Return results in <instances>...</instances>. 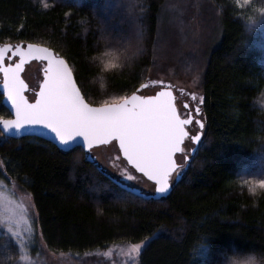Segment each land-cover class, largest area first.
<instances>
[{
  "label": "trees",
  "instance_id": "obj_1",
  "mask_svg": "<svg viewBox=\"0 0 264 264\" xmlns=\"http://www.w3.org/2000/svg\"><path fill=\"white\" fill-rule=\"evenodd\" d=\"M206 1L221 35L200 57L175 45L173 21L183 20L178 15L191 0H0V45L52 48L87 81L91 103L129 95L168 57L179 78L200 76L202 144L164 197L122 189L81 148L63 151L38 137L0 133V179L29 193L49 250L83 253L148 239L138 264H240L249 257L264 264V189L249 192L238 175L264 164V40L248 35L233 0ZM104 51L118 57L106 72ZM9 116L0 93V118ZM205 237L209 251L200 256ZM18 255L0 234V264H22Z\"/></svg>",
  "mask_w": 264,
  "mask_h": 264
},
{
  "label": "snow or ice",
  "instance_id": "obj_2",
  "mask_svg": "<svg viewBox=\"0 0 264 264\" xmlns=\"http://www.w3.org/2000/svg\"><path fill=\"white\" fill-rule=\"evenodd\" d=\"M262 23L264 9H261L260 16L246 21L248 35L255 34ZM99 59L101 71L117 67L118 57L111 51L101 52ZM30 62H39L37 78L40 82L38 91L33 89L34 102H30V97L26 95L29 85L22 77ZM0 73L2 95L10 103L14 115L11 119H0V133L16 137L21 134H46L52 137L50 142H55L61 150L81 148L93 161L96 159L92 156L93 149L108 146L118 154V158L122 156L131 169L153 182V195L170 191L183 175V167L190 163V157L199 151L202 144V131L192 134L188 128L194 119L191 111L177 108L172 86L164 85L163 81H150L151 85H162L152 95L139 94L140 89L148 87L142 83L130 95L108 96L91 103L88 95L90 88L86 80L79 78L78 70L65 57L34 43H28L26 47L20 43L0 46ZM191 95L195 100L196 94ZM203 99L201 96V103ZM189 108V104L185 103L184 109ZM200 111L197 106V116ZM195 124L201 130L205 127L198 118ZM186 140L191 141V147L185 144ZM177 154L182 157L184 165L177 163ZM260 158L264 161V149L260 151ZM98 170L103 171L102 168ZM238 175L241 182L248 185L249 192L264 189V164L255 174L242 170ZM119 178L121 181L141 179L127 167ZM146 243L147 239L131 244L126 254L135 258ZM208 251V238L205 237L197 254L204 256ZM232 251L239 254L238 250ZM221 255L224 260L228 259L227 251ZM252 259L249 257L243 264H249Z\"/></svg>",
  "mask_w": 264,
  "mask_h": 264
},
{
  "label": "rangeland",
  "instance_id": "obj_3",
  "mask_svg": "<svg viewBox=\"0 0 264 264\" xmlns=\"http://www.w3.org/2000/svg\"><path fill=\"white\" fill-rule=\"evenodd\" d=\"M191 1L190 5L184 7V10L181 9L178 15L183 20L181 21L177 17L173 21L174 27L178 31V39H176L175 45H178V48L182 49V51L185 50L184 47L187 51H196L201 54V57L203 53L218 44L221 29L211 4H207L206 0ZM233 1L236 8L241 14L246 16L247 20L260 16L261 9H264V0ZM170 9L168 10L169 12L171 11ZM252 38L254 42L264 40V23L252 35ZM38 64L39 62L29 63L23 73V78L29 85V91L26 92V95L30 97V100L34 98L33 89L36 90L40 82L37 78ZM39 76L41 77V72ZM152 80H160L164 84L171 85L175 94H177L176 90H183L184 93L192 92L196 96L201 95L199 74L194 75L189 80L179 78L175 61L170 57L159 62L150 70L146 82L150 84ZM160 86L149 85L140 91V94L151 95ZM177 108L179 110L183 109L180 103H177ZM185 144L189 146L188 142H185ZM92 156H95V162L118 180H120L119 174L123 172L125 167L132 171L135 176L141 177L138 181H122L123 183L138 187L145 193H153L155 191L152 182L147 181L131 169L108 146L101 145L94 148ZM0 234L7 236L15 244L19 254L18 259L22 264H138V256L133 258L126 254V249L132 243H113L103 249H95L83 253H61L49 250L43 242L37 226L36 213L29 193L6 177L0 179ZM139 243L141 242L133 244ZM22 256L24 259H21ZM243 262L240 261V264H243Z\"/></svg>",
  "mask_w": 264,
  "mask_h": 264
},
{
  "label": "water",
  "instance_id": "obj_4",
  "mask_svg": "<svg viewBox=\"0 0 264 264\" xmlns=\"http://www.w3.org/2000/svg\"><path fill=\"white\" fill-rule=\"evenodd\" d=\"M29 43H31V42H29ZM4 44H10V43H4ZM20 44H22V46H25L26 47V45L28 44V43H25V44H23V43H20ZM34 44H37V43H34ZM3 45V44H2ZM2 45H0V46H2ZM39 45H41V46H43V47H48V46H46V45H42V44H39ZM48 48H50V47H48ZM51 50H53L52 48H50ZM54 51V50H53ZM55 52V51H54ZM31 63V62H30ZM27 66V65H26ZM22 77H23V73H22ZM41 78H42V72H41ZM26 82V81H25ZM27 83V82H26ZM143 84H146V85H151V84H149L148 82H144ZM164 85H168V84H164ZM38 87H39V85H38ZM162 87V85L160 86V88ZM139 88V86L136 88V90ZM147 88V87H146ZM160 88L159 89H157L156 91H158V90H160ZM145 89V88H144ZM37 91H38V88L36 89ZM143 89H140V91H142ZM27 91H29V89L28 90H26V92ZM172 92H173V96L175 97V100H174V102H175V104H176V100L178 99V96L174 93V90H173V88H172ZM0 93H1V95H2V73H0ZM131 94V93H130ZM129 94V95H130ZM139 94H140V92H139ZM154 94V93H153ZM152 95V94H151ZM30 102H34V98H33V100H30ZM186 103V102H185ZM2 104L7 108V110H8V112H9V117H6V118H0V119H11V118H14V115H13V113L11 112V110H10V103H7L6 102V97H4L3 95H2ZM177 106V105H176ZM196 107H197V105H195L194 106V110L193 111H191V113H192V115H193V117H194V119H200L199 117H197V115H196V112H195V109H196ZM201 109V108H200ZM193 119V120H194ZM198 131H202L200 128H199V130ZM3 134V133H2ZM195 134V133H194ZM202 134H203V131H202ZM4 135V134H3ZM45 136H46V134L45 135H41V134H39V133H34V134H32V135H23V134H21L19 137H16V136H14V135H9V136H6V137H11V138H16V139H19V138H22V137H38V138H41V139H43V140H46V141H51L52 140V137L51 136H46V138H45ZM51 143H53L56 147H58L57 146V144L55 143V142H51ZM59 148V147H58ZM60 149V148H59ZM83 150V149H82ZM122 159H123V157L122 156H120ZM87 158V160L88 161H93L92 159H91V156H88V157H86ZM190 159H191V157H190ZM125 162H126V160H124ZM177 163L178 164H181V165H184V161H183V159H182V157L180 156V154H177ZM126 164H127V162H126ZM129 167H131V166H129ZM186 167V166H185ZM134 170V169H133ZM135 171V170H134ZM104 173L106 174V175H108L109 177H110V179L115 183V184H117L119 187H121L122 189H125L126 191H129V192H131V193H133V194H136V195H138V196H140V197H142V198H145V199H149V198H160V197H164V196H166L167 194H168V192L167 193H164V194H155V195H153V193L155 192H153V193H145V192H142L138 187H134V186H130V185H127V184H125V183H123L122 181H120V180H118L117 178H115V177H113V176H111V175H109L105 170H104ZM138 174H140V173H138ZM141 175V174H140ZM142 176V175H141ZM143 178H145V177H143ZM146 180H147V178H145ZM180 179V178H179ZM149 182H151V181H149ZM153 183V182H152Z\"/></svg>",
  "mask_w": 264,
  "mask_h": 264
},
{
  "label": "flooded vegetation",
  "instance_id": "obj_5",
  "mask_svg": "<svg viewBox=\"0 0 264 264\" xmlns=\"http://www.w3.org/2000/svg\"><path fill=\"white\" fill-rule=\"evenodd\" d=\"M176 95L178 96V99L176 100V105L177 103H180L181 106L183 107L182 111H193L194 110V106L197 105V106H201V102H200V96H196V99L193 100L192 99V92L191 93H188V92H185L184 91H181V90H176ZM184 97V99H183ZM188 103L190 108L188 110H185L184 109V104ZM201 111H200V114L199 117L202 122L204 123L205 122V118H204V115H203V112H202V106L200 107ZM189 130L191 131L192 134L196 133L198 130H199V126L195 124V119L192 121V123L188 126ZM203 131V130H202ZM185 142H188L189 143V146L188 147H191V141L190 140H186Z\"/></svg>",
  "mask_w": 264,
  "mask_h": 264
}]
</instances>
